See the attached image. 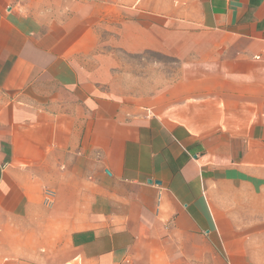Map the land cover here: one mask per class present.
I'll use <instances>...</instances> for the list:
<instances>
[{
	"label": "crops",
	"instance_id": "0c3cea01",
	"mask_svg": "<svg viewBox=\"0 0 264 264\" xmlns=\"http://www.w3.org/2000/svg\"><path fill=\"white\" fill-rule=\"evenodd\" d=\"M0 264H264V0H0Z\"/></svg>",
	"mask_w": 264,
	"mask_h": 264
},
{
	"label": "rangeland",
	"instance_id": "374dc122",
	"mask_svg": "<svg viewBox=\"0 0 264 264\" xmlns=\"http://www.w3.org/2000/svg\"><path fill=\"white\" fill-rule=\"evenodd\" d=\"M122 57L125 63L124 69L128 72L133 71L134 73L139 72L140 74H144L146 73V70H147L146 66L148 64L149 65L152 64L153 62L160 64V68L163 66V63L168 65V66H165L166 70L168 69L176 70L178 67L177 65L174 64L172 59H169V58L157 55V54H152V53L151 54L146 53V54L139 55V56L125 54V55H122Z\"/></svg>",
	"mask_w": 264,
	"mask_h": 264
},
{
	"label": "built area",
	"instance_id": "2783aa9c",
	"mask_svg": "<svg viewBox=\"0 0 264 264\" xmlns=\"http://www.w3.org/2000/svg\"><path fill=\"white\" fill-rule=\"evenodd\" d=\"M52 198V193L51 192H46V201L49 203L51 201Z\"/></svg>",
	"mask_w": 264,
	"mask_h": 264
}]
</instances>
